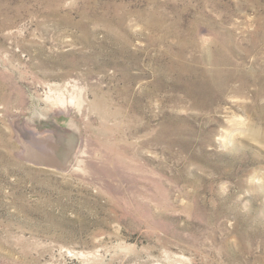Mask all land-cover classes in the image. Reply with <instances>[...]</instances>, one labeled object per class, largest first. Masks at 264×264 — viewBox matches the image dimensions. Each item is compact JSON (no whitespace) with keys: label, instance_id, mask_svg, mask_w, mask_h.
I'll return each instance as SVG.
<instances>
[{"label":"rangeland","instance_id":"374dc122","mask_svg":"<svg viewBox=\"0 0 264 264\" xmlns=\"http://www.w3.org/2000/svg\"><path fill=\"white\" fill-rule=\"evenodd\" d=\"M0 264H264V0H0Z\"/></svg>","mask_w":264,"mask_h":264}]
</instances>
